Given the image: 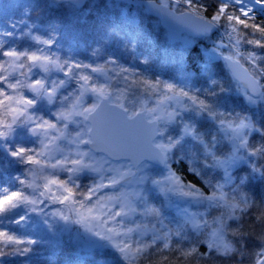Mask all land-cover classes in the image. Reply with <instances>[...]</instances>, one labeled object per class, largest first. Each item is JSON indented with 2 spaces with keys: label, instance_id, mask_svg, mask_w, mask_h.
I'll list each match as a JSON object with an SVG mask.
<instances>
[{
  "label": "snow or ice",
  "instance_id": "snow-or-ice-1",
  "mask_svg": "<svg viewBox=\"0 0 264 264\" xmlns=\"http://www.w3.org/2000/svg\"><path fill=\"white\" fill-rule=\"evenodd\" d=\"M147 2L188 31L167 81L112 56L96 61L123 32L116 23L85 62L60 55L57 26L24 19L37 0H0V264L17 256L30 264L36 246L58 248L64 233L80 256L111 249L125 264L153 249L176 253L156 264H264V197L252 213L256 201L245 190L264 183V21L255 22L264 0H214L211 12L206 0ZM61 4L79 9L83 0L48 6ZM23 38L29 47L17 46ZM129 43L135 50L136 41ZM245 44L253 50L242 52ZM225 66L256 112L220 104L230 91L216 78ZM201 80L206 86H196ZM136 91L155 97L154 106L129 101ZM177 160L209 193L172 167ZM153 164L159 167L150 175ZM212 172L216 182L205 178ZM83 178L90 182L82 187ZM150 192L158 204L149 203ZM169 208L176 209L171 219ZM40 231L46 237L33 238Z\"/></svg>",
  "mask_w": 264,
  "mask_h": 264
},
{
  "label": "trees",
  "instance_id": "trees-1",
  "mask_svg": "<svg viewBox=\"0 0 264 264\" xmlns=\"http://www.w3.org/2000/svg\"><path fill=\"white\" fill-rule=\"evenodd\" d=\"M19 2L22 3L24 0H19ZM37 2L39 7L32 10L29 16L24 17V19L27 20L29 24L43 25L45 27L49 25L57 26L59 28V44L57 47L61 49L60 55L62 57L68 56V54L71 53L70 47L67 44V39L71 32L76 30L78 34L75 38L80 41L78 46L80 49H77V53L80 54V56L75 57L78 60L92 62L93 58L91 57V52L95 40L105 28L112 23H116L120 25L123 32H118L114 36L113 42L106 46V50L102 51L99 56L95 58L98 63L103 64L104 62L99 58L100 56H112L118 59L121 65L141 71L153 79L159 78L167 81L172 76L173 58L177 52L181 51L183 43L179 41L175 44H171L167 38V32L161 26L160 21L146 14L143 6H133L129 8L128 5L132 3L131 0L126 6V14L121 15L122 7L126 5L124 0H87L86 5L79 9L63 4L58 7H49V0H37ZM206 2L210 5L209 12H211L215 7L214 0H206ZM15 18L20 19L19 11H17ZM261 21H264V15L257 12L255 22L261 23ZM25 31H27V28H25ZM36 34L38 35L40 33ZM130 38L136 41L135 50L132 49L129 43ZM21 43L31 44V41L27 38H23L18 39L16 42L18 47ZM5 46L8 47L9 45L6 44ZM53 50L55 51V48ZM251 50H253L252 47L246 44L241 48V51L245 53ZM83 56L86 57L84 58ZM145 57L151 58L150 63L147 65L142 63ZM241 62L248 67L243 60H241ZM220 64L223 66L224 62L220 61ZM261 67H264V62L261 63ZM216 78L225 88L230 90L225 95L218 97L220 104L225 109L236 112L257 111L255 107H250L246 103L244 96L236 90V81L232 79L226 66ZM261 83H264V80H262ZM196 86L206 85L204 81L201 80ZM259 108L260 110H264V104H261ZM206 126L207 125H205V127ZM221 150H226V148H222ZM172 167L182 174L186 181H191L202 188L206 194L209 193L210 190L201 183V180L187 171L188 164L186 161L177 160L173 163ZM15 171L16 170H13V174ZM205 178L216 182L218 174L212 172ZM245 190L250 192L255 198L257 208L251 210L252 213H255L258 208L262 206L261 197H264V183L254 182ZM214 214L216 213L213 212V215ZM137 220L136 222L138 223H150L148 219L137 217ZM166 222L168 223V220H166ZM33 231L36 230L34 229ZM41 236L46 237V233L40 231L39 235L33 238L39 239ZM172 243L176 245L179 241L173 239ZM256 244L258 245L259 241H256ZM183 246L187 245L185 244ZM159 247L158 245L157 248ZM203 250V247H201V251ZM175 255V252H161L153 249L148 256L139 258L134 264H156V262L161 260L164 256L173 259ZM26 259L27 258L18 256L8 257L6 258V264H25ZM102 259L105 261V264H125V262L111 249L97 252L93 257H82L78 252L73 251L69 239L66 236L63 237V243L60 247L55 248L38 245L35 247L34 252L30 254V264H67L70 260L73 264H78L80 260H85L86 264H97V262ZM245 264H247V261H245Z\"/></svg>",
  "mask_w": 264,
  "mask_h": 264
},
{
  "label": "rangeland",
  "instance_id": "rangeland-1",
  "mask_svg": "<svg viewBox=\"0 0 264 264\" xmlns=\"http://www.w3.org/2000/svg\"><path fill=\"white\" fill-rule=\"evenodd\" d=\"M125 1V3H126V5H123V7H122V9H126L127 10V5L130 3V1L131 0H124ZM86 5V4H85ZM84 5V6H85ZM83 6V7H84ZM83 13H85V12H83ZM84 15V14H83ZM82 15V16H83ZM70 33V32H69ZM34 34H36V33H34ZM78 34V32L76 31V30H74V31H72L71 32V34L68 36V39H67V44L69 45V47H70V50H71V53L70 54H68V56L67 57H74V58H76L75 56H80V54H78L77 53V49H80V47H78V46H75V39H74V37L76 36ZM188 36L187 35H183V37H182V39L180 40L182 43H183V41L187 38ZM225 42L227 43V40L225 39ZM27 43H21L20 45H19V47L20 48H25V47H29L30 46V44H27ZM99 56V55H98ZM84 58L86 57V56H83ZM103 62V61H102ZM246 66V65H245ZM247 67V66H246ZM227 68V67H226ZM62 78V77H61ZM76 85H75V83L73 82V84H72V86L70 87V89H69V91H71V89L72 88H74ZM122 87H123V85H122ZM239 93H241L240 91H238ZM242 94V93H241ZM154 99H155V97H150V96H148V95H145L143 92H141V91H136L134 94H130L129 95V97H128V100L129 101H134L135 103H136V105H137V107H139L142 103H147V105H148V107H153L154 106V104H153V101H154ZM88 103H91V100H88L87 101ZM227 150V149H226ZM226 150H221V151H226ZM157 169H158V167L157 166H155V165H152L150 168H149V170H148V172H149V174L150 175H154V174H156V172H157ZM218 174V173H217ZM61 178L63 179V176H61ZM220 178V176H219V174H218V178H217V180ZM80 184H81V186L83 187L84 185H86V184H88L89 182H90V179L89 178H83V179H81L80 181ZM147 196H148V201H149V203H155V204H158V196H157V194L156 193H154V192H150V193H147ZM195 210V209H194ZM176 214V209L175 208H169V209H166L165 210V215L166 216H168L169 217V219H171L174 215ZM136 220H137V217L135 218ZM138 221V220H137ZM143 222H146V221H143ZM165 223H167L166 221H165ZM143 224H148V223H143ZM73 227V229H75V228H78L79 226L78 225H74V226H72ZM67 237L68 239H69V235H68V233H64L63 234V237Z\"/></svg>",
  "mask_w": 264,
  "mask_h": 264
},
{
  "label": "water",
  "instance_id": "water-1",
  "mask_svg": "<svg viewBox=\"0 0 264 264\" xmlns=\"http://www.w3.org/2000/svg\"><path fill=\"white\" fill-rule=\"evenodd\" d=\"M49 1L51 2V0H49ZM86 2H87V0H83V6L86 4ZM136 3L143 5L146 14L153 16L160 21L161 26L167 32V38L171 44H175V43L179 42L182 39L183 35L188 36V31L183 25H181L179 22L173 21L170 18L163 16L162 14H160L154 10H151L149 8L147 0H136ZM153 165H155V164H153ZM155 166L159 167L158 165H155Z\"/></svg>",
  "mask_w": 264,
  "mask_h": 264
}]
</instances>
